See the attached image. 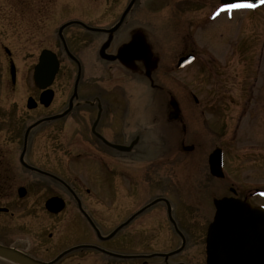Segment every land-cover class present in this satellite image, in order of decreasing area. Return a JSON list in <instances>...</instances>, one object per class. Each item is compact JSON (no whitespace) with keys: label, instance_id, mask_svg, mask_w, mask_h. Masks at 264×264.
I'll return each instance as SVG.
<instances>
[{"label":"flooded vegetation","instance_id":"flooded-vegetation-1","mask_svg":"<svg viewBox=\"0 0 264 264\" xmlns=\"http://www.w3.org/2000/svg\"><path fill=\"white\" fill-rule=\"evenodd\" d=\"M221 1L90 0L91 7L84 10L83 6H77L78 0H68L59 7L55 6L56 0H0V63L4 64L0 67V92L7 96L17 88L18 72L14 84L10 76V65L16 56L12 48L31 46L37 30L46 29L56 15L60 17L71 11L70 14L88 15L89 19L72 17L61 23L55 35L59 48L64 50V46L69 47L71 43L83 49L90 47L96 62L108 64L107 71L118 70L116 81L123 83L124 76L132 81L144 79L155 92L173 94V88H166L156 78L164 75V66L167 80L166 75L171 79L172 73L185 71L198 62L199 45H193L192 41H196L194 37L201 27L220 17L231 21L237 14L255 15L264 11V4L253 0L257 5L254 8H241L231 14L218 13L223 5ZM112 14L115 18L111 23H100L101 17ZM131 43L144 45L143 59L126 62L119 58L120 51ZM104 45V54L113 60L106 61L101 56ZM56 56L60 62V56ZM250 60L256 70H261L264 41L253 52L248 48L238 51L237 63L250 64ZM60 72L59 69L51 85L52 98L47 105L39 102L41 92L36 90L26 98L34 100L31 109L24 102L6 101V97L1 96L0 246L12 249L16 257L42 264H86L87 261H91L89 264H192L191 227L185 226L184 215L180 217L182 226L172 219L175 207L172 201L176 197L175 152L177 147L181 155L187 154L183 148L187 147L186 123L191 107L182 108L173 96L165 104L161 103L159 122L183 135L178 145H173V150L168 148L147 161L141 160L147 166L139 173L138 192L154 190L155 193L130 215L138 212L133 221L141 217L153 221L159 214L164 215L169 231L163 233L161 239L164 238L162 243L167 244V248L129 252L128 247L124 251L127 236L124 229L129 224L121 227L125 221L124 202H115L120 196L117 193L114 197L112 193L118 188V182H114L117 175L125 176L124 152L113 150L109 145L124 147L127 135L124 118H113L117 116L114 112L122 111L124 102L112 101L115 93L99 68H93L89 75L83 72L76 77L75 73L71 92H67L65 100L59 101L53 85L59 74L62 76ZM82 86L87 90H80ZM121 86L117 92L124 100ZM250 89L253 92L255 87ZM185 91V96L187 93L192 97L190 90ZM187 110L189 112L184 113ZM32 113L36 114L33 119L30 118ZM148 129L150 135H157L163 142L166 136L161 137L156 123ZM135 138L140 139V135ZM228 191V197L240 199L232 188ZM242 200L255 206L246 198ZM114 221L118 224L102 233V224ZM209 223L202 237L203 253ZM0 264L21 263L0 257Z\"/></svg>","mask_w":264,"mask_h":264},{"label":"rangeland","instance_id":"rangeland-1","mask_svg":"<svg viewBox=\"0 0 264 264\" xmlns=\"http://www.w3.org/2000/svg\"><path fill=\"white\" fill-rule=\"evenodd\" d=\"M66 1L68 0H56L55 6H62ZM77 3V6H83L81 8L84 10L91 7L90 0H78ZM70 12L60 17L56 15L48 22L46 29L37 30V37H34L31 46L12 48L16 54L13 64L19 80L14 93L5 96L3 91L0 92V101L2 96L6 97V101L26 103L27 95H31L35 90L31 76L42 50H49L60 56L62 76L59 74L53 89L56 90L59 101L66 99L67 92H71L76 68L64 54L62 55L59 43L55 40L56 31L58 26L69 18L89 19L88 15ZM114 18V14L101 17L100 23H111ZM194 38L196 41H192L193 45H199L198 62L185 71L172 73L171 79L166 75L167 80L164 77V66V75L156 78L159 83L166 85V88H173V94L155 92L152 87L147 86L144 79L136 78L132 81L124 76L123 83L116 81L118 70L107 71L108 64L96 62L90 47L83 49V46L76 43L68 46L76 58L80 59L84 73L89 75L93 68H99L101 73L104 72V76H107L108 85L115 93L112 101L118 104L124 102L122 111L114 112L117 116H113L124 118V128L128 127V130L125 128L127 135L124 146L129 145L136 135H140L134 148L124 153L122 166L128 178L117 175L118 179H114V182H118V188L112 193L114 197L117 193L120 196L115 202H124V220L144 202H148L155 193L154 190H145L144 194L138 192L141 182L139 173L142 167L147 166L141 160L147 161L157 152L168 148L173 150V145L176 147L183 135L176 134L173 128L159 122L160 108H163L161 103L165 104L168 98L173 96L182 104V108L186 109L188 105L191 107V114L189 113L190 117L186 123L185 145L194 146V149L191 153L181 155L176 147V197L175 201H172L175 202L172 219L182 226L184 224L180 217L184 215L185 226L191 227L193 238L192 264H204L202 237L213 216V198L229 196L228 188H232L240 200L246 198L256 206L264 205V198L255 194L256 190H264V60L261 70H256L251 60L250 64L237 63L238 51L248 48L253 52L254 48L257 49L264 41V11L255 15L237 14L231 21L220 17L208 26L201 27ZM246 61L248 62V59ZM0 64V67L4 65L3 62ZM119 85L124 89V100L117 92ZM251 87H255L253 92ZM86 88L82 86L80 90H87ZM185 90H190L192 97L187 93L185 96ZM193 98H196L197 105ZM188 112L189 110L184 113ZM30 115L33 119L36 114ZM155 123L162 132L161 137L166 136L163 142L157 135L152 136L148 131ZM216 147L221 148L223 152V179L210 176L207 168V156ZM159 215L160 217L153 221L146 217L137 218L124 229L127 234L124 237V251L128 250V247L131 248L129 252L159 251L167 248V244L162 243L164 238L161 239V235L169 231V223H166L164 215ZM117 224V221L102 224V233L108 232ZM141 232H144V235ZM80 235L82 239V233ZM90 262L87 261L86 264Z\"/></svg>","mask_w":264,"mask_h":264},{"label":"water","instance_id":"water-1","mask_svg":"<svg viewBox=\"0 0 264 264\" xmlns=\"http://www.w3.org/2000/svg\"><path fill=\"white\" fill-rule=\"evenodd\" d=\"M235 1L222 0L223 3H234ZM123 18L124 14L121 16L120 23ZM118 25L110 30V32L114 31ZM105 48V45L101 48V56L107 61L113 60V57L104 54ZM145 55L146 50L143 44L131 43L120 51L119 58L128 62L141 60ZM58 65V61L53 53L47 50L40 53L38 63L34 68L32 80L34 86L43 91L40 97L41 104L47 105L51 101L52 93L46 89L51 85L58 70ZM10 73L12 81H14L13 67H11ZM27 107L29 109L34 108V101L32 99L27 101ZM134 144L135 142H132L128 147L114 145H110V147L128 152ZM192 150L193 146L183 148L185 152H191ZM208 166L212 176L215 178L223 177L221 150L219 148H215L209 154ZM213 206L215 213L206 234L205 263L264 264V209L260 207L253 208L239 199L226 197L213 200ZM112 236L113 234L109 237ZM16 256V253L12 249L0 246V257L17 261L21 264H42Z\"/></svg>","mask_w":264,"mask_h":264},{"label":"snow or ice","instance_id":"snow-or-ice-1","mask_svg":"<svg viewBox=\"0 0 264 264\" xmlns=\"http://www.w3.org/2000/svg\"><path fill=\"white\" fill-rule=\"evenodd\" d=\"M260 3L264 4V0H260ZM257 5L252 2V0H236L234 3L223 4L217 12H228L231 14L233 11L241 8H254Z\"/></svg>","mask_w":264,"mask_h":264},{"label":"bare ground","instance_id":"bare-ground-1","mask_svg":"<svg viewBox=\"0 0 264 264\" xmlns=\"http://www.w3.org/2000/svg\"><path fill=\"white\" fill-rule=\"evenodd\" d=\"M217 20V19H216Z\"/></svg>","mask_w":264,"mask_h":264}]
</instances>
